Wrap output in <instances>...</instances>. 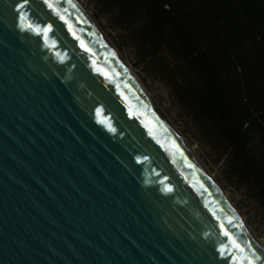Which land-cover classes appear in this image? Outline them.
Returning <instances> with one entry per match:
<instances>
[{
	"label": "water",
	"instance_id": "95a60500",
	"mask_svg": "<svg viewBox=\"0 0 264 264\" xmlns=\"http://www.w3.org/2000/svg\"><path fill=\"white\" fill-rule=\"evenodd\" d=\"M48 2L0 0V264H264L76 3Z\"/></svg>",
	"mask_w": 264,
	"mask_h": 264
},
{
	"label": "trees",
	"instance_id": "16d2710c",
	"mask_svg": "<svg viewBox=\"0 0 264 264\" xmlns=\"http://www.w3.org/2000/svg\"><path fill=\"white\" fill-rule=\"evenodd\" d=\"M93 1L264 214V0Z\"/></svg>",
	"mask_w": 264,
	"mask_h": 264
},
{
	"label": "rangeland",
	"instance_id": "374dc122",
	"mask_svg": "<svg viewBox=\"0 0 264 264\" xmlns=\"http://www.w3.org/2000/svg\"><path fill=\"white\" fill-rule=\"evenodd\" d=\"M94 18L100 30L104 32L107 40L118 45L120 57L134 73L133 75L142 83L145 91L170 121L181 138L193 150L197 158L207 168L209 175L216 182L218 188L227 196L252 234L264 245V214L257 203L248 196L245 187L235 180H225L222 169V160L218 154L199 138L198 132L193 128L186 112L171 95L165 81L138 57L135 42L122 29L113 23L108 14H98L93 0H78ZM180 132V133H179Z\"/></svg>",
	"mask_w": 264,
	"mask_h": 264
},
{
	"label": "bare ground",
	"instance_id": "6f19581e",
	"mask_svg": "<svg viewBox=\"0 0 264 264\" xmlns=\"http://www.w3.org/2000/svg\"><path fill=\"white\" fill-rule=\"evenodd\" d=\"M80 11L83 13L87 21L90 23L96 34L99 36L105 47L108 49L110 54L113 56V58L118 62V64L123 68V70L126 72V74L129 76L131 81L134 83V85L137 87V89L140 91L142 96L145 98V100L148 102V104L151 106V108L155 111V113L159 116V118L164 122V124L167 126V128L170 130L174 138L179 142L183 150L186 152V154L189 156L191 161L194 163L196 168L200 171V173L203 175L205 180L210 184L212 189L216 192V194L219 196V198L223 201L224 205L228 208L230 213L235 218L237 224L240 226L241 229L244 230V232L247 234L249 239L252 241L258 252L262 255L264 258V245L255 237L248 226L245 224L241 216L238 214L236 209L232 206V203L228 200L227 196L218 188L216 182L213 180V178L209 175L207 168L204 166V164L197 158V156L194 154L193 150L189 148V146L186 144V142L181 138V136L178 134V132L174 129V127L171 125L170 121L162 114V112L159 110L157 105L155 104L154 100L151 99L148 92L145 91L143 88L144 86L142 83L133 75V71L127 67L124 59L120 57V53L118 50L113 46V44L107 40L106 35L104 32L100 30V27L96 24L94 21L95 19L92 18L85 7L80 3L78 0H73Z\"/></svg>",
	"mask_w": 264,
	"mask_h": 264
},
{
	"label": "snow or ice",
	"instance_id": "6c2138e0",
	"mask_svg": "<svg viewBox=\"0 0 264 264\" xmlns=\"http://www.w3.org/2000/svg\"><path fill=\"white\" fill-rule=\"evenodd\" d=\"M25 2H27V0H25ZM44 2H45V4L48 5L49 8L52 7V5L48 2V0H44ZM32 27H33V25L30 23V24H29V28H32ZM38 28H39V26H37V29H38ZM50 28H51V26L49 25V26L43 28L42 30H37V31H36V34H37V35H44V36H46L47 33H48V31L50 30ZM225 235L227 236L228 233L225 232Z\"/></svg>",
	"mask_w": 264,
	"mask_h": 264
}]
</instances>
